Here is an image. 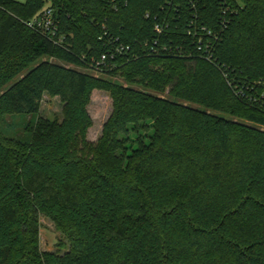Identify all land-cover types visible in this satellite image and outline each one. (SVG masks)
I'll return each instance as SVG.
<instances>
[{
  "label": "trees",
  "instance_id": "1",
  "mask_svg": "<svg viewBox=\"0 0 264 264\" xmlns=\"http://www.w3.org/2000/svg\"><path fill=\"white\" fill-rule=\"evenodd\" d=\"M46 8L53 38L29 24ZM5 87L0 264H264V0H0ZM94 89L112 112L90 141ZM8 114L34 115L27 139Z\"/></svg>",
  "mask_w": 264,
  "mask_h": 264
},
{
  "label": "rangeland",
  "instance_id": "2",
  "mask_svg": "<svg viewBox=\"0 0 264 264\" xmlns=\"http://www.w3.org/2000/svg\"><path fill=\"white\" fill-rule=\"evenodd\" d=\"M25 1V0H18ZM50 61H57L56 59L50 57ZM59 62V61H58ZM77 69L87 71L95 76L107 77L106 74L96 72L94 70L85 68V67H75ZM25 74V73H24ZM22 74V75H24ZM22 75L16 77L18 80ZM122 80V79H121ZM13 81V82H14ZM13 82L7 85L9 87ZM5 87L0 94L7 88ZM63 102L59 96H52L48 92L43 95L41 100V106L39 114L48 119H58L62 120L63 118ZM89 113L93 119V125L89 129L88 139L90 141H96L102 134V129L104 123L109 118L112 112V99L110 94L101 89H94L91 93L90 102L88 104ZM216 114H220L229 118H232L230 115L218 111H213ZM34 115L28 114L27 116L17 115V114H8L5 116L7 123L5 125L6 132L9 136L27 139L28 134L24 130V125L26 122H30ZM41 229H40V246L43 251H56L58 249L57 244L60 242H66V238L61 231H59L48 217L43 216L41 218Z\"/></svg>",
  "mask_w": 264,
  "mask_h": 264
},
{
  "label": "built area",
  "instance_id": "3",
  "mask_svg": "<svg viewBox=\"0 0 264 264\" xmlns=\"http://www.w3.org/2000/svg\"><path fill=\"white\" fill-rule=\"evenodd\" d=\"M29 24L30 26L38 29L42 33L49 34L51 38L55 37L56 33L58 32V24L55 18V13H54V10L51 8L44 9L41 15L37 17L35 20L31 21ZM156 27L159 30V27L158 26ZM199 45H200V48L204 46L205 49H208L207 42L204 43L202 42V40H200ZM106 59H107V55L103 54L100 62H103Z\"/></svg>",
  "mask_w": 264,
  "mask_h": 264
}]
</instances>
